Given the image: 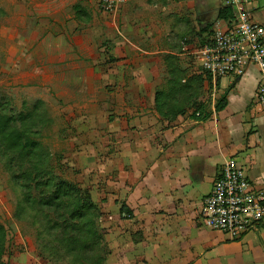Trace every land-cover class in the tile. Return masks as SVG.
<instances>
[{"label":"crops","instance_id":"0c3cea01","mask_svg":"<svg viewBox=\"0 0 264 264\" xmlns=\"http://www.w3.org/2000/svg\"><path fill=\"white\" fill-rule=\"evenodd\" d=\"M148 1L134 0L136 29L122 33L124 68L136 71L121 78L125 110L105 122L118 137V149L104 163V264H264V222L235 241L201 219L203 200L230 158L238 160L257 188H264L258 72L252 67L243 77L212 80L203 74L195 52L208 36L203 31L208 23L213 22L212 33L224 26L220 0L193 1L203 32L185 40L175 30L171 37L160 32L162 21L155 22L153 15L141 16L139 9L154 11ZM132 2L124 0L121 6ZM244 7L264 24V0H245ZM132 53L139 59L129 61ZM172 82L182 90L170 93ZM223 96L226 106L216 110Z\"/></svg>","mask_w":264,"mask_h":264},{"label":"rangeland","instance_id":"374dc122","mask_svg":"<svg viewBox=\"0 0 264 264\" xmlns=\"http://www.w3.org/2000/svg\"><path fill=\"white\" fill-rule=\"evenodd\" d=\"M193 1L149 0L154 11L138 12L144 19H160L157 29L168 37L175 30L185 40L209 33L213 25L197 28ZM124 3L107 12L95 0H0V114L11 117L12 127L26 126L39 154L49 156L51 186L56 189L62 181L65 187L51 206L37 203L46 187L33 188V202H27L0 136V264H93L97 259L95 241L70 226L94 228L95 237L104 233L105 156L118 149V137L105 122L125 110L121 78L136 72L124 68L122 33L135 31L137 6L134 0ZM89 201L95 203L90 212ZM81 205L85 214L78 219Z\"/></svg>","mask_w":264,"mask_h":264},{"label":"built area","instance_id":"2783aa9c","mask_svg":"<svg viewBox=\"0 0 264 264\" xmlns=\"http://www.w3.org/2000/svg\"><path fill=\"white\" fill-rule=\"evenodd\" d=\"M107 12H114L124 0H95ZM245 0H220L235 11L232 21L213 30L210 41L196 53L202 69L212 77H243L256 68V104L264 110V24L253 19ZM203 224L241 240L264 222V188H257L236 158L225 161L216 174L201 210Z\"/></svg>","mask_w":264,"mask_h":264},{"label":"trees","instance_id":"16d2710c","mask_svg":"<svg viewBox=\"0 0 264 264\" xmlns=\"http://www.w3.org/2000/svg\"><path fill=\"white\" fill-rule=\"evenodd\" d=\"M235 11L231 6L221 5L219 8V19L225 21H232L235 18ZM212 32L208 33V36L204 38L203 44L210 41ZM205 75H209L203 71ZM210 76V75H209ZM173 85L170 88V93L176 92L177 90H182V87L177 86L175 82H172ZM168 93V92H167ZM157 95H165V92L159 91ZM173 95V94H172ZM168 103L164 102L163 106L167 107ZM226 106V97L223 96L217 102L215 109L220 110ZM172 107V106H171ZM25 121V118L22 119ZM26 126L24 128H15L11 126V117L4 114H0V136L4 140V144L7 146V151L9 152L11 166L15 169L16 173L14 179L18 180L26 192L27 202H33L31 198V190L35 188L36 190L42 191V188L46 187L45 195H42L40 201L37 203L43 206H51L52 201L60 198L64 184L59 183L56 189L51 186L52 177L48 176L51 174L47 169L46 161L49 159V156L40 155V145L30 139L26 132ZM47 176V177H46ZM43 180H46L43 182ZM46 198V199H44ZM51 200V201H50ZM89 206L87 207L88 212L95 208V203L89 201ZM85 209L83 206H79L75 211L76 214H79L78 219L84 217L83 214ZM66 226V222L64 223ZM73 226V227H72ZM72 229H76L78 232H86V235L90 240H94V245L96 246L95 252L97 258L95 261H92L93 264H104L105 250L106 246L104 244V234H98V237H95L93 232H96L94 228H88V231H84V228L80 223L76 222L74 225H71ZM93 241V242H94ZM89 244V243H88ZM81 245L84 249L87 245H84V242H81ZM101 247V249L99 247ZM88 249V248H87ZM90 250V249H89ZM102 250V257L99 256ZM92 251L89 253V255ZM92 255L89 256V259L92 260Z\"/></svg>","mask_w":264,"mask_h":264}]
</instances>
